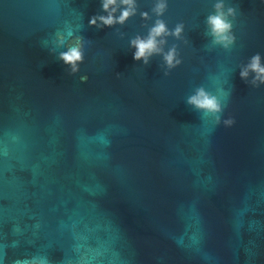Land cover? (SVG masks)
Instances as JSON below:
<instances>
[{
  "label": "water",
  "instance_id": "95a60500",
  "mask_svg": "<svg viewBox=\"0 0 264 264\" xmlns=\"http://www.w3.org/2000/svg\"><path fill=\"white\" fill-rule=\"evenodd\" d=\"M104 4L0 0V264H264V0Z\"/></svg>",
  "mask_w": 264,
  "mask_h": 264
},
{
  "label": "clouds",
  "instance_id": "9594fccd",
  "mask_svg": "<svg viewBox=\"0 0 264 264\" xmlns=\"http://www.w3.org/2000/svg\"><path fill=\"white\" fill-rule=\"evenodd\" d=\"M116 0H105L104 8L107 11L110 6L114 5ZM123 3L127 5L130 9L133 7V0H123ZM222 5H217V9L219 10ZM164 9V4L161 3L158 8L157 12L162 13ZM132 14L131 11H125L122 16L120 17L119 22L123 23L130 15ZM106 25H111L114 23L111 17L104 19L103 21ZM94 24L95 21H92ZM209 23L212 26L213 34L218 38V42H230V38L226 35L230 30V25L225 21L223 14L214 16L210 18ZM181 28L176 29L175 35L179 36L181 32ZM166 34V27L163 23H157V25L152 29L150 37L147 41L144 40H136L133 41V46L138 49L135 58L141 59L145 58L147 55L158 51L157 46V37ZM67 63L74 64L76 61L81 59V55L78 51H72L71 53L62 57ZM166 61L169 65L172 64L174 59V52L169 53L166 56ZM251 68L253 71L258 72L261 76H264V68H261L259 65V58H255ZM242 75L246 76L247 72L242 73ZM198 107L208 110L210 112H218L220 110L218 103L215 99L207 97L202 91L199 93L197 98H194L192 101Z\"/></svg>",
  "mask_w": 264,
  "mask_h": 264
}]
</instances>
